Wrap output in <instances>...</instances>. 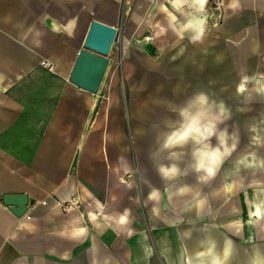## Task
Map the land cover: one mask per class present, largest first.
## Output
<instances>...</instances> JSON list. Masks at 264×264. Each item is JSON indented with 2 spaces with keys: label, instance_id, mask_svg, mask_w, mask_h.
I'll list each match as a JSON object with an SVG mask.
<instances>
[{
  "label": "crops",
  "instance_id": "crops-1",
  "mask_svg": "<svg viewBox=\"0 0 264 264\" xmlns=\"http://www.w3.org/2000/svg\"><path fill=\"white\" fill-rule=\"evenodd\" d=\"M121 1L125 0H0V264H156L151 240L143 233H131L125 245L119 240L107 245L104 226L100 225L101 221L110 222L101 217L103 206L94 201L100 190L86 187V193L78 196L72 188L78 154L88 148L84 138L89 134L92 98L73 85L69 76L91 22L118 29ZM147 2L149 6L156 4L159 13L151 23L155 38L171 36L173 41V47L160 57L158 70L147 77L174 80L177 119L178 109L201 92L211 101H223L231 122L241 114L239 122L249 143L246 155L264 160V98L254 92L237 93L244 76H264V0H238L235 7L232 0H225L219 13L212 10L213 0L205 12L192 7L194 15L205 18L204 35L195 42L190 31L181 32L179 27L188 20L186 3L176 7L172 0H142L140 11ZM126 31L133 32L130 27ZM151 48L144 50L149 53ZM253 87L254 82H250L248 88ZM251 98L257 106L253 111ZM238 109L246 113L236 114ZM150 111L164 110L154 105L139 114L133 141L142 195L152 205V220L158 228L160 207L165 203L179 205L177 216L166 214L172 223L177 218L193 225L205 221L198 232L191 227L155 232L169 264H183L185 251L195 253L210 242L215 243L217 252H223L225 242L233 239L225 231L205 225L208 222L220 226L227 223L232 234H243L242 240L254 248L244 258L233 241L229 264L264 261V244H258L264 239V219L254 214L255 206L264 203V167L244 163L249 177L240 178L236 175L242 172L237 168H242L232 162L222 168L223 180L216 174L204 183L190 167L192 159L186 149L179 163L182 174L166 181L159 175L157 164L168 163L167 153L158 160L152 159V153L158 148L157 137L167 130L168 120L157 121L154 126ZM254 137L260 138V143L253 142ZM211 142L217 143L215 138ZM251 143H255L253 148ZM124 144L125 139H111L106 145L107 159L87 158V168L91 169L93 162L95 171H103L108 161L124 163L128 159ZM230 178L236 205L224 210ZM78 179L80 186L81 175ZM182 188L187 190L182 193ZM14 194L26 195L33 202L26 213L30 220L26 214L16 217L3 204L5 196ZM75 196L79 205H69ZM125 202L123 198L120 205L125 206ZM65 204L67 211L62 207ZM130 214L131 210L124 208L117 225L128 229ZM206 214L209 217L203 219ZM127 256L130 259L123 263Z\"/></svg>",
  "mask_w": 264,
  "mask_h": 264
},
{
  "label": "rangeland",
  "instance_id": "rangeland-1",
  "mask_svg": "<svg viewBox=\"0 0 264 264\" xmlns=\"http://www.w3.org/2000/svg\"><path fill=\"white\" fill-rule=\"evenodd\" d=\"M141 1L142 0H130L126 2L125 0L120 2L119 16L117 18L118 29H116L118 35L112 45L109 56H107L108 66L106 72L97 92L88 93L92 98L90 104L92 115L89 123V134L84 138V143L88 148L84 149L86 150L84 153H82L83 148L80 149L81 152L78 156H81L77 159V172L75 173L76 176L72 188L78 196L86 193V187L100 190V195L95 194L94 201H97L103 206L102 211L104 215L101 217L110 222V225H107L108 223L101 221L100 225L104 226V232L106 233L108 241L107 245L110 246L114 241L118 240L125 245L128 238L130 239L131 233H143L151 240L153 262L156 264H169L168 256L166 253L162 252L155 232L158 230H167L168 227H176L179 230L191 227L193 232H198L200 231L201 224L205 221L199 220L193 225L194 223L189 224L185 219L177 218V221L172 223L166 217V214L177 216V208L179 205L176 204L172 207L164 203V205L160 207L161 216L157 228V224L155 225L151 216L152 205H149L148 198L142 195L141 179L137 170L138 161L134 154V123L136 119L138 120L139 114H143L145 110H148L150 106L152 107L154 105H160L164 110L163 112L152 111L153 114H150L154 126V123L160 120L164 122L167 120V122L177 120L175 109L177 96L175 89L177 88H175L176 85L174 80L170 77L161 80H150L147 77L149 72L152 73L158 70L157 68L160 66V57L165 51L173 47V41H171V36L155 38L151 23L159 15L156 10V4L151 3L149 6L147 2V6L140 11L139 5ZM167 4L169 6V2H167L166 5ZM222 7L218 9L212 4V10L214 12L219 13ZM128 27L133 30L131 34L126 31ZM149 46L152 48L149 50V53H147L145 50ZM186 86L187 83H183V87L186 88ZM160 92H164V94ZM250 92H253L252 89H249L248 93ZM151 93L155 94L153 95ZM251 100L252 108L250 110L253 111L257 106L255 99L251 98ZM237 113H246V111L238 109L236 114ZM240 115L236 117L237 119L234 122L228 119L219 126L221 129L226 128L229 136L232 134L237 136L235 151L225 159L217 173V176H219L221 180H223L222 168L228 165L230 166L232 162L237 163V165L242 168H237V170L242 173L240 175L237 174L236 177H249L248 173L244 171L247 169L244 163H240L245 157H247L248 160L251 159L249 155H246L249 150V148L247 149L249 143L245 138L243 126L239 122L242 118ZM116 137L125 139L126 144H124L123 149H125L128 159L125 160L124 163H116L115 161L105 162L106 168L103 171H95L93 169L94 162L91 169L89 167L87 168L88 159H90V161H95L97 159L96 156H99V158L104 161L107 159L106 145H108V141ZM229 143H231V141H229ZM251 144L250 146L253 148L255 143ZM235 158L239 159L235 160ZM126 167L129 168L128 172L125 170ZM94 174L95 178L93 177ZM78 175H81L80 186L78 185ZM90 177H92V180L89 179ZM230 183L231 178L227 180L226 183L228 190H225V196L227 198H223L224 204L222 207L224 206V210L227 206L236 205L235 198L232 197L236 195H233ZM205 188L202 190L200 189V193L201 191H205ZM240 192L242 193V191H239L238 194ZM123 198L126 201L125 206L120 205V201H122ZM72 202H75L78 206L79 197L75 196L72 198ZM124 208L131 210L128 220V229L121 228L117 225V217ZM205 217H209V215L206 214L203 219H205ZM217 219L219 218L217 217ZM205 225L225 231L227 235L233 239L234 242H232L235 243V249L237 250L239 247V250L244 253V258H246L245 256L249 252H254V248L250 247L248 241L242 240L243 234H232L231 228H229L231 226L227 223L220 226L216 223H212L211 225V223L208 222ZM236 226L238 227V224H236ZM261 243L264 244V239L262 238L258 240V244ZM117 259L121 260L119 258ZM128 259H130V256L124 258L123 263Z\"/></svg>",
  "mask_w": 264,
  "mask_h": 264
},
{
  "label": "clouds",
  "instance_id": "clouds-1",
  "mask_svg": "<svg viewBox=\"0 0 264 264\" xmlns=\"http://www.w3.org/2000/svg\"><path fill=\"white\" fill-rule=\"evenodd\" d=\"M172 3L179 7L185 3V0H172ZM191 4L197 11L202 12L207 0H191ZM237 4L238 0H232V7ZM204 25L203 16L192 15L181 26L180 31H190L191 39L195 42L203 37ZM250 82H254L252 91L264 98V76H244L237 86V93L246 94L249 91ZM177 114L179 119L169 121L166 124L167 130L157 137L158 148L152 153V159L158 160L161 154L167 153L165 159L168 161V163H158L157 171L166 181L180 176L182 169L179 163L183 161L187 149L192 159L190 167L199 174L198 180L206 183L216 176L225 159L236 149L237 136L235 134L229 136L226 128L219 127L230 118V111L223 101L219 103L211 101L208 95L201 92L185 106L179 108ZM213 138L217 141L215 145L211 142ZM254 142L260 143V138L254 137ZM240 163H246L249 167H264V160L257 161L254 154L251 161L245 157ZM184 174H187L186 170ZM186 190V188L180 189L182 193ZM254 214L257 219H264V203L255 206ZM231 255L232 242L230 240L225 242L223 252H217L215 243L210 242L207 248L195 253L185 251L183 264H229ZM255 264H264V261H258Z\"/></svg>",
  "mask_w": 264,
  "mask_h": 264
},
{
  "label": "water",
  "instance_id": "water-1",
  "mask_svg": "<svg viewBox=\"0 0 264 264\" xmlns=\"http://www.w3.org/2000/svg\"><path fill=\"white\" fill-rule=\"evenodd\" d=\"M88 34L83 42V50L78 53L70 82L85 92H97L106 72L112 45L118 31L109 25L98 21L91 22ZM26 195H7L3 204L18 218L23 217L29 210L30 204Z\"/></svg>",
  "mask_w": 264,
  "mask_h": 264
},
{
  "label": "built area",
  "instance_id": "built-area-1",
  "mask_svg": "<svg viewBox=\"0 0 264 264\" xmlns=\"http://www.w3.org/2000/svg\"><path fill=\"white\" fill-rule=\"evenodd\" d=\"M224 2H225V0H213V5H214V7L219 9L224 5ZM43 204H45V202H43ZM63 205H62L63 209L65 211H67L68 210L67 208H69L68 204H65L66 206H63ZM69 205H75V202H69ZM25 217L27 220H30V216L28 214H26Z\"/></svg>",
  "mask_w": 264,
  "mask_h": 264
},
{
  "label": "bare ground",
  "instance_id": "bare-ground-1",
  "mask_svg": "<svg viewBox=\"0 0 264 264\" xmlns=\"http://www.w3.org/2000/svg\"><path fill=\"white\" fill-rule=\"evenodd\" d=\"M208 2H209V0H207V4H208ZM185 3H186V5H188L189 6V16H188V19H190L191 18V16L192 15H194L196 12L195 11H193V9H194V7L192 6V4H191V0H185ZM207 4L205 5V7H204V9H203V11L202 12H205L206 11V8H207ZM192 7H193V9H192ZM187 21V20H186ZM161 23V22H160ZM185 24V23H184ZM183 24H179V27L181 28V26H182ZM152 26V25H151ZM154 29H156V28H154ZM177 30V29H176ZM156 34V30L154 31V35ZM182 37V36H181ZM152 38V37H151ZM153 39V38H152ZM152 197V196H151ZM255 201V200H254ZM252 208V207H251ZM252 212V211H251ZM252 214V213H251ZM92 217H93V215H92Z\"/></svg>",
  "mask_w": 264,
  "mask_h": 264
},
{
  "label": "snow or ice",
  "instance_id": "snow-or-ice-1",
  "mask_svg": "<svg viewBox=\"0 0 264 264\" xmlns=\"http://www.w3.org/2000/svg\"><path fill=\"white\" fill-rule=\"evenodd\" d=\"M122 222H123V219H122Z\"/></svg>",
  "mask_w": 264,
  "mask_h": 264
}]
</instances>
